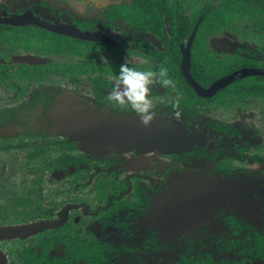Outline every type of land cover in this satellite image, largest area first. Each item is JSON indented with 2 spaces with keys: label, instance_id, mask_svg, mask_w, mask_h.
I'll list each match as a JSON object with an SVG mask.
<instances>
[{
  "label": "flooded vegetation",
  "instance_id": "obj_1",
  "mask_svg": "<svg viewBox=\"0 0 264 264\" xmlns=\"http://www.w3.org/2000/svg\"><path fill=\"white\" fill-rule=\"evenodd\" d=\"M130 1L103 4L84 0L83 6H50L41 1L33 5L28 0H22L26 4L21 6L16 0L0 4V18L29 13L35 20L71 26L98 37L76 38L34 22L21 26L0 23V35L4 32L12 39L18 35L7 29L41 31L27 35V53L0 57V231L44 224L29 233L0 232V264H146L152 257L157 264H264V182L237 167L262 161L251 153L264 148V103L259 121L249 120L256 125L243 128L236 118L198 121L199 116H213L212 103L227 108L228 99L236 100L242 112L243 106L254 104L249 95L264 97V75L241 76L238 72L243 68L264 70V32L263 43L253 50L238 44L240 54L234 58L239 61L227 65L220 59L226 56L209 38L205 37L209 43L205 48L198 37L202 39L206 26L216 28L213 34L226 33V29L238 28L235 22L244 20L207 23L221 6L211 7L208 0H202L190 17L184 7L186 0H171L170 21L161 16L155 24L131 22L126 15L134 9ZM234 1L231 7L240 15L246 9H264V0ZM12 7L18 12L9 11ZM249 19L263 18L245 17ZM208 48L214 53L211 59ZM184 52L190 76L201 89L237 72L235 78L211 94L197 93L181 68ZM137 59H142L139 66L134 63ZM125 62L142 70L168 67L176 87L152 85L153 110L156 117L182 127L198 140L197 145L181 153L127 150L95 157L79 141L52 129L51 108L65 94L98 110L137 115L108 96L119 66ZM199 124L207 127V137L196 132L203 131ZM124 156L131 160L157 156L185 164L192 157L218 162L215 169L166 171L159 182L147 187L134 170L125 173L129 162L123 161ZM185 176L254 182L260 191L253 194L259 218L252 221L224 207L165 237L153 198L166 190L171 177ZM47 183H57V190H50ZM197 234L224 240L217 239L207 249L202 242L201 247L184 248L176 243Z\"/></svg>",
  "mask_w": 264,
  "mask_h": 264
},
{
  "label": "water",
  "instance_id": "obj_2",
  "mask_svg": "<svg viewBox=\"0 0 264 264\" xmlns=\"http://www.w3.org/2000/svg\"><path fill=\"white\" fill-rule=\"evenodd\" d=\"M29 22L76 38H98L89 33L80 32L71 26L58 23L51 25L35 20L29 13L22 16L0 18V23L16 26ZM194 33L195 29L189 38L188 46ZM181 68L187 81L201 95L211 94L216 88L231 82L237 73L234 72L221 78L214 82L209 89L203 90L190 76L189 58L185 52ZM238 72L241 76L264 75V70L260 69L243 68ZM51 118L53 119V130L65 133L70 139L79 141L81 148L95 157L127 150H135L138 153L150 151L181 153L199 143L178 124L173 125L165 118L156 117L150 126L145 127L137 115L98 110L73 94L62 95L55 101L51 108ZM254 193H260L257 185L244 179L221 180L209 176L171 177L166 190L153 198V206L157 217L160 216L161 222H163L164 236L171 237L179 229L192 225L195 221L208 217L224 207H230L252 221L256 220L259 218V204L253 199ZM39 227H44V224L43 226L8 229L0 232L6 235L22 234L29 233Z\"/></svg>",
  "mask_w": 264,
  "mask_h": 264
},
{
  "label": "rangeland",
  "instance_id": "obj_3",
  "mask_svg": "<svg viewBox=\"0 0 264 264\" xmlns=\"http://www.w3.org/2000/svg\"><path fill=\"white\" fill-rule=\"evenodd\" d=\"M10 1L11 0H0V4H2V2L3 3L5 2V4H9ZM23 1H26V0H23ZM28 1H30V3L33 5H39L40 4L39 1L44 2L50 6H78V5L83 6L85 5L84 0H28ZM93 1L95 3L101 2L103 4H108L109 3L108 1L115 2V1H121V0H93ZM201 1L202 0H186V2H184V7L188 9L190 17L194 16L195 13L199 10ZM207 2H210L212 6L213 5L221 6V7L226 6L223 4L221 0H216V1L208 0ZM16 3L19 6L22 5L21 3H24V5L26 4L25 2H22V0H16ZM9 11L18 12V9L15 7H12L11 10L9 9ZM234 16L235 18L232 15L230 16V18H233V20L235 21L244 20L245 22L237 21L235 22V25L238 28L226 29V33L219 31L220 32L219 34L212 33V31L214 32L216 28H214L213 30H210L206 26L207 29L205 28L202 31V35H201L202 39H200V36L198 37L201 46L205 48L208 47V44H209L208 39H205V37L209 38L212 41L213 47L215 48L218 47L220 52L226 56V58L221 57L220 59L227 65L228 64L233 65L239 61L238 58H234L235 55L239 56L240 54L236 50L238 44H241L242 46L243 45L245 46V44H247L251 47V50H253L257 48L261 43H263L261 41L262 39L261 34L264 32V19L245 20V17H243L242 14L240 15L238 12H235ZM210 18L212 19H210V21H208L207 23H210L214 20L217 22H223L225 20V17L223 20L222 14L219 15L218 13L211 14ZM7 30L12 32L14 35H18V37H15V39L14 38L12 39L8 37L3 31H1L3 33L0 35V57H6L8 55L18 54V53L19 54L27 53L28 45L26 44L27 41L25 40L27 35L28 34L30 35V33H35L33 31H36V33L41 32L40 30H35V29L32 30L27 27H18L13 30L12 29H7ZM20 35L22 36V38ZM207 51H208V57L211 59L214 53H212V51L209 48L206 50V52ZM262 53L264 54V49ZM141 60L142 59H137L136 61H134V63H137V65L139 66L142 63ZM248 99L250 101H253L254 104H252V106L251 104L249 105L247 104L246 106H243L242 112H239L238 110L239 105H238V102H236V100L228 99L229 104L227 108L225 106H222L221 104L212 103L211 107L213 108V111L211 113L213 114V116H209L208 118H206L205 116H199L198 121L200 123H208V119H219V120L230 119L232 120L233 118L234 119L236 118L238 119L236 121L237 125L243 128L246 126H250V125L251 126L256 125L254 123H250L249 120L252 117H254V120L256 122L259 121L258 116H260V113L263 108L264 97L249 95ZM215 108H217V110H215ZM245 108H249V109H245ZM245 124H248V125H245ZM202 125L199 124L200 128H202L203 131H198V129H195V130L198 133L200 132V135L207 137L206 136L207 134L204 132L205 129L207 130V127L205 125L203 126ZM251 155L258 157V159H261L262 161L258 162L257 160L256 161L252 160L250 163H245L240 166L237 165V167L240 171L244 173H248L251 176H256L257 178H259L260 180L264 182V148L256 149L254 152L251 153ZM123 159H124L123 160L124 162H129V164L126 165L125 167V173H130L134 170L135 173H137V175L140 176L139 177L140 180L143 183H146L147 187L151 183L156 184L157 182H159V180L163 177V174L166 171H173V170H181V171L193 170L195 171V170H201V168L206 169V170L215 169V165H217V162H218L217 159L207 161L205 158H202V157L201 158L192 157L191 158L192 162L188 164L187 163L185 164L183 162H178V160H175L172 158H163V157L160 158L157 156L143 157L138 160L136 159L131 160L130 158H128V156H124ZM48 188L50 190L55 191L57 190L58 185L57 183H49ZM40 189L44 190V186L40 187ZM51 197H57V196L52 194ZM225 232L227 233V230H225L222 233H224L225 235L226 234ZM194 236H195L194 238L184 239L183 241L176 242V243H178V245L182 246L183 248L184 246L192 247L193 245L201 247L203 244L204 248L207 249L209 247L212 248V246L214 245L217 239H220L221 241L224 240V237L218 238V236L204 237V236H200L199 234L194 235ZM191 241H193L194 243ZM188 242H191V243H188ZM200 242H202V244ZM244 242H247V240H244ZM169 246L170 245H167V247ZM229 252H232V251H229ZM168 260L170 259L168 258ZM148 261L146 262V264H157V261L153 259V257L149 259Z\"/></svg>",
  "mask_w": 264,
  "mask_h": 264
},
{
  "label": "clouds",
  "instance_id": "obj_4",
  "mask_svg": "<svg viewBox=\"0 0 264 264\" xmlns=\"http://www.w3.org/2000/svg\"><path fill=\"white\" fill-rule=\"evenodd\" d=\"M154 84L172 89L176 87L167 66L159 65L155 69L142 70L125 62L120 64L108 96L119 105L129 106L137 114L141 124L148 127L156 118L152 99Z\"/></svg>",
  "mask_w": 264,
  "mask_h": 264
},
{
  "label": "trees",
  "instance_id": "obj_5",
  "mask_svg": "<svg viewBox=\"0 0 264 264\" xmlns=\"http://www.w3.org/2000/svg\"><path fill=\"white\" fill-rule=\"evenodd\" d=\"M170 1L171 0H131L129 6L133 7L134 9L129 10L126 12L128 16V21L131 22H150L151 24H155L156 22L160 21L161 16H165L168 21L171 20L170 18ZM175 1V0H174ZM216 1V0H211ZM224 5L227 7H222L221 9H217V13L219 15L222 14V18L224 20H233L230 18L232 15L234 18L235 12L232 9V5L234 4V0H221ZM175 3V2H174ZM211 5V4H210ZM211 7H213L211 5ZM245 12L242 13L243 17H250V18H263L264 19V9H246ZM210 12V11H209ZM212 12V11H211ZM210 12V13H211Z\"/></svg>",
  "mask_w": 264,
  "mask_h": 264
}]
</instances>
